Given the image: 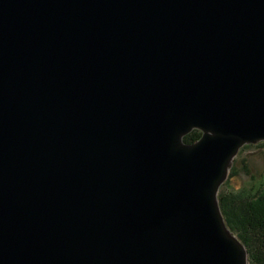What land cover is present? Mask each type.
<instances>
[{
    "label": "water",
    "instance_id": "water-1",
    "mask_svg": "<svg viewBox=\"0 0 264 264\" xmlns=\"http://www.w3.org/2000/svg\"><path fill=\"white\" fill-rule=\"evenodd\" d=\"M263 142L264 0H0V264H250Z\"/></svg>",
    "mask_w": 264,
    "mask_h": 264
},
{
    "label": "trees",
    "instance_id": "trees-1",
    "mask_svg": "<svg viewBox=\"0 0 264 264\" xmlns=\"http://www.w3.org/2000/svg\"><path fill=\"white\" fill-rule=\"evenodd\" d=\"M202 133L193 130L184 137L187 144H193L200 139ZM251 146H263L264 142L257 145L244 146L235 160L229 178H234L242 173L249 172L245 161H240L244 150ZM238 162L242 165L239 166ZM263 180L242 189H232L230 179L221 187L219 201L228 227L240 238L249 252L250 264H264V173ZM255 178H253L254 180Z\"/></svg>",
    "mask_w": 264,
    "mask_h": 264
},
{
    "label": "rangeland",
    "instance_id": "rangeland-1",
    "mask_svg": "<svg viewBox=\"0 0 264 264\" xmlns=\"http://www.w3.org/2000/svg\"><path fill=\"white\" fill-rule=\"evenodd\" d=\"M260 144V143H258ZM257 145V144H255ZM240 161H245L249 166V172L242 170V173L234 178H229L231 181L229 185L232 189H242L245 187H250L254 183H258L263 180L264 173V147L263 146H251L248 149L244 150ZM238 165L241 166L242 163L238 162ZM253 178H255L253 180Z\"/></svg>",
    "mask_w": 264,
    "mask_h": 264
}]
</instances>
